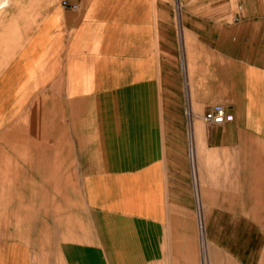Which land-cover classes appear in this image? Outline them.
<instances>
[{"label":"crops","instance_id":"0c3cea01","mask_svg":"<svg viewBox=\"0 0 264 264\" xmlns=\"http://www.w3.org/2000/svg\"><path fill=\"white\" fill-rule=\"evenodd\" d=\"M172 9L0 0V264H264V0Z\"/></svg>","mask_w":264,"mask_h":264},{"label":"rangeland","instance_id":"374dc122","mask_svg":"<svg viewBox=\"0 0 264 264\" xmlns=\"http://www.w3.org/2000/svg\"><path fill=\"white\" fill-rule=\"evenodd\" d=\"M172 3V12H173V18L176 23L177 29H181V21L184 16V11H191V8H203L206 6H210L214 8L215 11V18L220 17V12H223L227 9V7H231L232 9H235L238 4V0H169ZM198 215V214H197ZM201 217V215H200ZM198 231H199V237H198V248H199V255L197 258V262L194 264H204V254H203V228L201 224V219L199 221L198 219ZM46 248V246H45ZM208 258L210 264H236L231 259L227 260H220L217 262L216 256L211 250V247L208 248ZM206 255V254H205ZM41 260V259H40ZM56 263V262H54ZM207 264V260H206Z\"/></svg>","mask_w":264,"mask_h":264},{"label":"built area","instance_id":"2783aa9c","mask_svg":"<svg viewBox=\"0 0 264 264\" xmlns=\"http://www.w3.org/2000/svg\"><path fill=\"white\" fill-rule=\"evenodd\" d=\"M69 7L72 9H77L75 5ZM203 120L209 125H221L225 122L232 121L233 116L228 114L222 105H214L208 108V110L205 112Z\"/></svg>","mask_w":264,"mask_h":264},{"label":"bare ground","instance_id":"6f19581e","mask_svg":"<svg viewBox=\"0 0 264 264\" xmlns=\"http://www.w3.org/2000/svg\"><path fill=\"white\" fill-rule=\"evenodd\" d=\"M204 238V237H203ZM203 242V241H202ZM204 243V242H203ZM208 263V262H207ZM204 264H206V255L204 254Z\"/></svg>","mask_w":264,"mask_h":264}]
</instances>
